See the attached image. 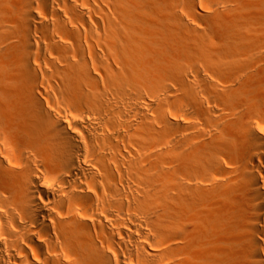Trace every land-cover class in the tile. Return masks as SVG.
<instances>
[{
  "label": "bare ground",
  "instance_id": "bare-ground-1",
  "mask_svg": "<svg viewBox=\"0 0 264 264\" xmlns=\"http://www.w3.org/2000/svg\"><path fill=\"white\" fill-rule=\"evenodd\" d=\"M205 3L0 0V264H264V0Z\"/></svg>",
  "mask_w": 264,
  "mask_h": 264
},
{
  "label": "rangeland",
  "instance_id": "rangeland-1",
  "mask_svg": "<svg viewBox=\"0 0 264 264\" xmlns=\"http://www.w3.org/2000/svg\"><path fill=\"white\" fill-rule=\"evenodd\" d=\"M167 1L169 2V4H171V6L179 8L180 14L185 16L186 20H188L189 22H191L194 25L198 24V22H197V20L192 19L190 14L194 13L195 15L200 17V16L203 15V13H205L207 11V9L205 8V6L207 7V4L205 3L206 0H167ZM194 4L196 6L199 5V7H200L199 10L201 12H198L199 10H195V8L193 7ZM203 4H204V7H203L204 9L202 8ZM228 5L229 4L220 5L219 8H217V10L214 12V14H218V13L222 12L221 9L222 8L225 9ZM209 16L207 15L206 19L207 20L209 19V20L215 22L218 25L217 21H214L215 19L212 16L209 18ZM172 19H173V21H175L174 23H177V21H176L174 16H172ZM218 31H219V25H218Z\"/></svg>",
  "mask_w": 264,
  "mask_h": 264
}]
</instances>
